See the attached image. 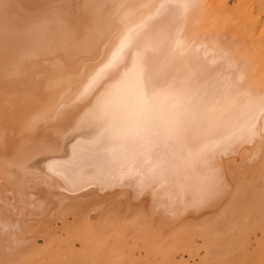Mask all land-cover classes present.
Masks as SVG:
<instances>
[{
  "label": "bare ground",
  "instance_id": "obj_1",
  "mask_svg": "<svg viewBox=\"0 0 264 264\" xmlns=\"http://www.w3.org/2000/svg\"><path fill=\"white\" fill-rule=\"evenodd\" d=\"M0 264H264V0H0Z\"/></svg>",
  "mask_w": 264,
  "mask_h": 264
},
{
  "label": "rangeland",
  "instance_id": "obj_2",
  "mask_svg": "<svg viewBox=\"0 0 264 264\" xmlns=\"http://www.w3.org/2000/svg\"><path fill=\"white\" fill-rule=\"evenodd\" d=\"M10 129H11V128H8V131H7V133H6V138H5L6 145H7V146L9 145L8 147H10L11 145H12V147H14V146H13L14 144H15V145H18V144H17L18 142H19V144H20L23 140L25 141L26 139H28V140L30 139V137H29L28 135H25L26 138H24V137H25L24 135H23V136H18L17 134H15L16 132L13 131L14 129H11V130H10ZM10 131H13L14 133H13V132H12V133L14 134V136L16 135L17 137L12 136L13 134H12ZM10 133H11V134H10ZM39 134H40V133H37L38 136H37V135L32 136V138H31L32 141H36V140L38 139V137H39ZM8 135H9V136H8ZM18 137H19V138H18ZM22 137H23L24 139H23ZM28 137H29V138H28ZM20 138H21V139H20ZM9 139H10V141H9ZM11 139H13V140H11ZM31 139H30L29 141H28V140H27V141H28L29 143H31ZM7 140H8V141H7ZM18 140H19V141H18ZM20 140H21V141H20ZM17 141H18V142H17ZM10 142H11V143H10ZM12 142H13V143L15 142V143L13 144ZM16 142H17V143H16ZM33 143H34V142H33Z\"/></svg>",
  "mask_w": 264,
  "mask_h": 264
}]
</instances>
